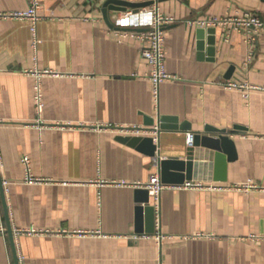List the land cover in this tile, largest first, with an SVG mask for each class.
Here are the masks:
<instances>
[{"label":"crops","instance_id":"1","mask_svg":"<svg viewBox=\"0 0 264 264\" xmlns=\"http://www.w3.org/2000/svg\"><path fill=\"white\" fill-rule=\"evenodd\" d=\"M39 1L37 47L30 20L0 19V175L10 223L49 232L14 234L18 263L264 264V26L248 59L244 28L190 25L247 13L264 23V0ZM29 8L0 0V13ZM156 12L176 19L164 42L175 79L160 85L157 101L138 37ZM36 71L48 73L41 115ZM160 117L190 125L197 144H187L188 133H153ZM136 137L157 138L156 155ZM24 158L37 182L25 181ZM160 161H171L182 183L165 185L160 228L146 232L143 214L139 232L136 191L145 188L135 184L146 186ZM7 228L0 192V264H16Z\"/></svg>","mask_w":264,"mask_h":264},{"label":"built area","instance_id":"2","mask_svg":"<svg viewBox=\"0 0 264 264\" xmlns=\"http://www.w3.org/2000/svg\"><path fill=\"white\" fill-rule=\"evenodd\" d=\"M30 8L26 12H15L10 14L0 13V19L2 18H14V19H28L31 22V31L34 36V47H37L39 41L37 39V23L40 20L38 15V10L41 7V3L39 0H28ZM176 23V19L170 16L163 15L159 12L153 14V18L151 21V27L147 32L138 34L139 39L142 42L141 46V55L144 60L148 63L151 68L150 80L153 84L154 96L156 101L158 100L159 87L162 83L174 80L175 78L170 76L165 71V59L166 52L164 47L165 42V29L167 26ZM191 26H196L201 29H210L215 28L217 26H225V25H235L236 27L244 28L247 31V43L250 47L248 59L254 57V43L255 36L254 30L257 28H261L264 26L263 21L250 13L245 14L240 19H231V18H208L206 20H197L190 22ZM120 37H127L126 33L120 34ZM36 77V83L34 87V99H35V109L38 115H41L44 111L45 103H44V94L42 89V77L44 74L36 71L33 73ZM225 88L228 89H244L247 87L245 84H238L235 82H227L224 84ZM1 123V120H0ZM153 133L158 134V128L156 127L153 130ZM154 141H157V138H154ZM194 142V135L191 133L187 134V144L192 146ZM23 164L26 168V178L25 181L27 183L37 182L30 174V165L29 159L24 158ZM159 167V163L157 165ZM159 170V169H158ZM120 186H127L126 182L117 183ZM137 188H145L149 191L151 200L153 201V206L155 208V231L160 228V215H159V202L162 195V192L166 189V186L162 183L161 175L159 171H156L153 175H151L149 182L146 186L141 187L140 184H135ZM251 185H247L246 188H250ZM49 233L48 231H41L36 229H27V230H16L14 234H28V235H41ZM147 237V235H145ZM156 239L160 241L162 239V235L157 233Z\"/></svg>","mask_w":264,"mask_h":264},{"label":"water","instance_id":"3","mask_svg":"<svg viewBox=\"0 0 264 264\" xmlns=\"http://www.w3.org/2000/svg\"><path fill=\"white\" fill-rule=\"evenodd\" d=\"M122 2H119L121 4ZM105 19L106 21L109 22L107 10L104 11ZM124 31H133V30H125ZM205 29H203L204 31ZM149 125H153V123H149ZM158 132L161 133V131H172V132H182V133H189L191 131L190 125L188 124H182L179 125L177 124V121L175 118H170V117H160L158 120ZM146 130V129H145ZM149 130V129H147ZM154 130V129H153ZM208 131L213 132L212 129H208ZM220 134L224 135L226 134V131H217ZM197 138L194 136V142L193 145L197 144ZM135 142H140V149L146 152L147 154L151 155L154 157L157 152V146L153 144L154 139L153 138H143V137H136L134 138ZM204 144H207V146H213L212 144H215L214 142L210 141L208 138L203 139ZM217 142V141H216ZM226 142V141H224ZM225 150L228 152V154L231 153V148L230 145L225 143ZM172 167L171 161H160L159 163V168H160V175L162 179V183L164 185L166 184H180L182 181H175L172 177V175L169 173V169ZM0 192H1V197L5 209V214H6V220H7V229H8V234L10 237L11 241V246L13 249V255L15 258V263H18V255H17V249H16V244H15V238H14V231L12 229V225L10 223V218H9V211L7 208V203H6V197H5V190L3 188V183L0 175ZM136 198L137 201L140 204H143L144 207H139L138 208V229L139 232L142 231V216L143 214L145 215V220H146V232L148 233H154L155 232V208L151 203L150 200V194L149 191L146 189H139L136 191Z\"/></svg>","mask_w":264,"mask_h":264}]
</instances>
